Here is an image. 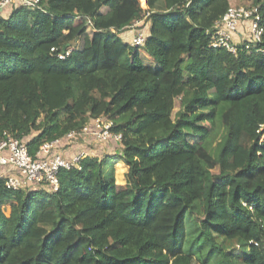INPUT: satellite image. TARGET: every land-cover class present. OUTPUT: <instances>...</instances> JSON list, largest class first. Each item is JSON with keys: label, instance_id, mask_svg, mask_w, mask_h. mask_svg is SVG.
<instances>
[{"label": "trees", "instance_id": "obj_1", "mask_svg": "<svg viewBox=\"0 0 264 264\" xmlns=\"http://www.w3.org/2000/svg\"><path fill=\"white\" fill-rule=\"evenodd\" d=\"M143 1L0 12V140L34 156L105 118L126 168L86 154L55 192L0 180V264H264V34L233 54L210 40L229 0Z\"/></svg>", "mask_w": 264, "mask_h": 264}, {"label": "built area", "instance_id": "obj_2", "mask_svg": "<svg viewBox=\"0 0 264 264\" xmlns=\"http://www.w3.org/2000/svg\"><path fill=\"white\" fill-rule=\"evenodd\" d=\"M39 2L40 0H1L0 12L5 8L11 10L14 7L38 8ZM259 20L256 7L229 6L224 15L213 24L211 46L223 47L235 54L236 43H241L236 41L241 29L246 32V40L242 42L247 41L252 45L260 42L264 28L259 24ZM145 37L146 34L138 30L131 38V45H142ZM260 51L264 52V48ZM69 52L70 50L57 56L63 59ZM112 125L113 122L105 118L92 119L79 133L70 132L64 138L41 144L34 156L28 151L26 139L20 140L4 133L0 140V180L7 190L43 188L55 192L58 190V171L77 167L87 154L81 149L65 154L63 148L67 143L85 136L99 143L112 138L119 142L120 135H113L110 131Z\"/></svg>", "mask_w": 264, "mask_h": 264}, {"label": "rangeland", "instance_id": "obj_3", "mask_svg": "<svg viewBox=\"0 0 264 264\" xmlns=\"http://www.w3.org/2000/svg\"><path fill=\"white\" fill-rule=\"evenodd\" d=\"M140 3L144 7V1L140 0ZM251 3H252V0H229V6H233V7H238V6L253 7V6H251ZM144 25H145L144 21H140V22L135 23L134 26L128 31V32L131 31V33L129 34V36H130L129 39H131L132 36L138 30L143 31L144 33L147 32V26L146 25L144 26ZM245 34H246V32L243 30V33H242L243 40H246ZM241 40L239 38L236 39V41H241ZM243 42L241 41V43H243ZM140 58H141V61L144 65V67H146L152 71L156 70L157 66L154 63V61L152 60V58H150L148 55H146L143 51H140ZM178 107H179V101L176 100L175 101V108L173 109L172 116L177 111ZM86 138H88V137H86V136L82 137V139H84V140H87ZM88 140L90 141V143L88 146L85 147V151L87 154L98 156L99 158H101L102 156H105V155H110V156L114 157L120 151L119 142L115 138H112V139H110L106 142H103V143H99V142H97L95 140H91V139H88ZM202 141H203L202 138H198L197 140H193V143H201ZM107 159H108V164L113 163V166H115L116 169L118 170L116 180L122 181V178H123L122 174L126 170L125 166L122 163L118 162V159L115 157L113 159L111 157H108ZM10 206H11L10 204H7L3 208L4 213L7 216L10 214V211H11Z\"/></svg>", "mask_w": 264, "mask_h": 264}, {"label": "crops", "instance_id": "obj_4", "mask_svg": "<svg viewBox=\"0 0 264 264\" xmlns=\"http://www.w3.org/2000/svg\"><path fill=\"white\" fill-rule=\"evenodd\" d=\"M130 33H131V31L126 32V35L129 36ZM242 33H243V29L240 30V34L236 37V39L239 38L240 40L241 39L243 40ZM238 42H240V41H238ZM86 139L87 140L79 138L78 140L68 142L67 145L63 148V151L65 152V154H70V153L75 152L76 150H80V149L85 150V147L88 146L90 143V141L88 140L89 138H86Z\"/></svg>", "mask_w": 264, "mask_h": 264}]
</instances>
